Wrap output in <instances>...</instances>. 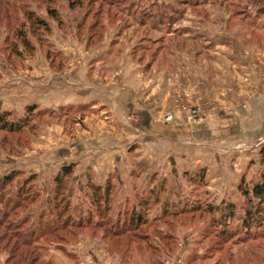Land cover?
Instances as JSON below:
<instances>
[{
  "label": "rangeland",
  "instance_id": "obj_1",
  "mask_svg": "<svg viewBox=\"0 0 264 264\" xmlns=\"http://www.w3.org/2000/svg\"><path fill=\"white\" fill-rule=\"evenodd\" d=\"M5 1L10 8L4 10L0 6V111H10V118L17 119L24 116L25 106L34 105V111L41 113L27 117V127L17 134L0 131V180L11 171L17 173L9 185H0V264H10L11 258L5 236L12 234L14 225L6 224L21 222L20 227L28 233L39 222L36 230H41V235L46 232L41 225L53 218L49 214L53 207L46 204L51 197L53 178L61 166L71 163L75 167L68 179V192L74 210L61 218L64 224H67L65 218L69 219L64 230L57 233L52 230L54 238L38 241L42 246V261H49L48 264H264V237L250 244L224 242L216 237L210 214L186 209L204 202L218 204L225 199L232 201L237 213H241L243 198L236 189L241 178L238 181L233 178L228 186L217 190L210 189L207 176L205 189L190 185L180 169L161 173L145 168L143 174L132 170L131 177L125 175L120 181L110 174L113 201L107 218L102 219L103 206L96 208L92 204L86 188L88 177L92 181V176L76 170L74 160L65 154L60 159L47 156L56 126H61L67 137H73L71 128L81 123L83 104L40 107L33 98L35 85L31 87L34 70L43 66L55 69L82 61L84 51L94 47L117 50L126 45L144 62L166 57L176 49L214 48L218 50L216 65L227 69L247 60L264 80V0H84L83 5L74 9L68 7L67 0H53L49 5L57 6L63 20L60 26L46 16L47 0ZM107 3L112 4L109 14L100 15V11H107ZM26 8L45 18L50 30L33 32L25 18ZM92 20H100L98 26L102 22L104 28H95L98 36L90 38V34H95L88 29ZM19 28L34 45L32 53L17 39ZM37 76L38 85L47 84L44 78L49 75ZM49 110L53 111L52 115ZM254 143L257 152L243 171L245 180L257 176L261 168L258 150L264 144V133ZM231 156L229 152L219 153L220 160L234 161ZM30 175H34L30 182L33 197L28 200L35 198L34 202L27 201L19 207L17 202L8 203L15 200L14 191ZM153 187L152 197L146 198L147 191ZM154 196L157 199H152ZM139 198L147 199L146 204L140 205L143 200ZM132 207L143 210L145 215L138 234L130 233L128 221H123ZM168 209L179 214L172 215ZM87 214L91 215V223L79 227L80 218L85 220ZM104 230H112V234L102 235ZM114 230L120 231L116 234Z\"/></svg>",
  "mask_w": 264,
  "mask_h": 264
},
{
  "label": "crops",
  "instance_id": "obj_2",
  "mask_svg": "<svg viewBox=\"0 0 264 264\" xmlns=\"http://www.w3.org/2000/svg\"><path fill=\"white\" fill-rule=\"evenodd\" d=\"M115 49L94 47L82 61L34 70L31 87L40 107H89L81 123H73V137L54 128L47 156L65 154L99 184L110 174L120 180L145 168L163 173L205 167L210 189L217 190L241 178L264 133L262 75L247 60L227 69L216 65L214 48L176 49L148 62L127 45ZM41 73L49 75L43 86L37 84ZM194 105L210 115L188 122L184 107ZM167 114L173 116L169 122ZM226 152L234 161L219 159Z\"/></svg>",
  "mask_w": 264,
  "mask_h": 264
},
{
  "label": "trees",
  "instance_id": "obj_3",
  "mask_svg": "<svg viewBox=\"0 0 264 264\" xmlns=\"http://www.w3.org/2000/svg\"><path fill=\"white\" fill-rule=\"evenodd\" d=\"M52 1L53 0H47V5L45 6V13L49 19L53 20L56 25L60 26L63 23L62 16L57 6L49 5V3ZM67 1L68 7L70 9L79 7L84 3V0ZM89 3L91 2L89 1ZM111 5V3H107V11H100V15L109 14V7L111 8ZM0 6H2L4 10L10 8L9 3H7V1L5 0H0ZM26 9L27 10L25 12V18L29 22L33 32H35L36 29H42L44 31L50 30L48 22L45 20V18L38 16L34 12V10L28 8ZM116 14L114 13V16H116ZM99 21L92 20V23L89 25L88 29L94 31V33L97 34H90V38L98 36L97 31L94 30L95 28L101 30L104 28V24L102 22L101 25L98 26ZM79 27H81V24H79ZM16 36L25 50L30 53L34 51V45L28 39L26 32L22 28H19V30H17ZM82 107L84 109V114L88 112L89 107L87 105L83 104ZM34 108V105L25 106L24 116L17 119L10 118V111H0V131H5L10 134H17L21 132L25 127H27V117L30 118V115H35L36 117L38 116V114L40 115L41 111H34ZM52 113L53 111L49 110V115H52ZM51 117L58 118V116ZM258 156L261 160V168L258 170L257 176L245 180L244 174L236 185L237 191L243 198V205H241L240 210L241 213H237L236 206L232 201L225 199H221L218 204H214L212 202H204L203 204H194L189 206V208H186L189 211H203L210 214L212 216L211 221L214 222V226L216 227V237L222 239L224 242L236 241L235 243L250 244L249 242L254 243L260 238L264 237V144L260 146L258 150ZM74 167L75 165L73 163L61 166L53 178V188L51 192V197L46 201L48 207H53L54 211L49 212L50 216L53 218L49 221L50 224L45 221V223L41 225V227H45V230L42 231H46L43 233V235L40 234L41 230H36L37 227H35L37 224H39V222L32 228V230H29L28 233H25L24 230H22V228L20 227L21 222L20 224H18L17 222L6 224L9 226L14 225L13 230L10 231L12 234H7L5 236L8 238L7 242L10 244L9 248L11 249V258L9 260L10 264H48L49 261H42L41 259L40 250H42V246L39 244L38 241L42 238H54L52 236L51 231L54 230L55 232L57 230H64V226L67 225L69 222V219L65 218V222L67 224H64L61 218L65 214L67 216L68 213L74 210L71 203V195L68 192V179L72 174ZM15 174L17 175L15 171H11L3 175L2 179L0 180V185L1 183V186L9 185L13 181ZM33 177L34 175H30L25 180L24 184L17 186L16 191H14V196L16 197L15 200H11L10 202L8 201V203L13 202L14 204L17 202V207H19L22 203H27V201H29L30 203L34 202L35 198L34 200H28L30 197H33L32 193L30 192L32 187V184H30V182L33 180ZM89 177L88 182L86 184V188L89 190V197L91 198L90 200L96 208H100L101 205L103 206V214L101 215V217L102 219H106L108 216V211L111 208L113 201V187L110 182V176H107L106 181L103 185L96 184L95 182L91 181ZM182 177L187 181V183L194 186L197 185L204 188L207 183L205 178V167L186 169L182 172ZM120 184L122 183L120 182ZM153 193L154 187L147 191L148 196L146 198L150 199ZM204 193L208 194V192L206 191ZM152 199H157V196H154ZM139 200H143L139 202L140 205L146 204L147 199L139 198ZM8 206L10 205H7V207ZM162 210L164 211V213H167V208L165 205H162ZM168 211L171 212L172 215L179 214L177 210L171 211L168 209ZM53 214L55 216H52ZM118 216L119 215H117V217ZM123 216H125V213L123 214ZM90 217L91 215L87 214L85 220H83V218H80L78 226L84 227V225L86 226L91 223V221L89 222V220L91 219ZM125 217L127 218H125L123 221H128V230L130 231V233H141L139 229L142 228V225L144 223L143 221H145V215L143 213V210L141 211L140 209H135L134 207H132L129 211V215L126 214ZM236 220L237 222H235ZM38 229H40V227H38ZM104 231L105 233H103L102 235L112 234V230ZM117 231L120 230H114V232ZM116 234H118V232ZM233 237H235L236 239L231 240ZM124 241L126 242V240Z\"/></svg>",
  "mask_w": 264,
  "mask_h": 264
},
{
  "label": "built area",
  "instance_id": "obj_4",
  "mask_svg": "<svg viewBox=\"0 0 264 264\" xmlns=\"http://www.w3.org/2000/svg\"><path fill=\"white\" fill-rule=\"evenodd\" d=\"M179 98H180V94L176 96V100H178ZM185 107H184V109H185V112H186V120L188 122H195V121L201 120L205 116H209L210 115V114L206 115L203 112L202 106H200V105L188 106L186 108ZM172 117H173L172 114H167L164 117V120L166 122H169V121L172 120Z\"/></svg>",
  "mask_w": 264,
  "mask_h": 264
}]
</instances>
